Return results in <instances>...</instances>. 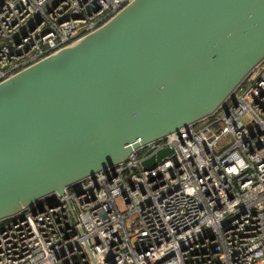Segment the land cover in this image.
Returning <instances> with one entry per match:
<instances>
[{
    "label": "built area",
    "instance_id": "1",
    "mask_svg": "<svg viewBox=\"0 0 264 264\" xmlns=\"http://www.w3.org/2000/svg\"><path fill=\"white\" fill-rule=\"evenodd\" d=\"M131 1L0 0V81ZM40 206L0 220V264H264V60L214 113Z\"/></svg>",
    "mask_w": 264,
    "mask_h": 264
},
{
    "label": "water",
    "instance_id": "2",
    "mask_svg": "<svg viewBox=\"0 0 264 264\" xmlns=\"http://www.w3.org/2000/svg\"><path fill=\"white\" fill-rule=\"evenodd\" d=\"M263 60L264 0H132L0 81V220L214 113Z\"/></svg>",
    "mask_w": 264,
    "mask_h": 264
}]
</instances>
